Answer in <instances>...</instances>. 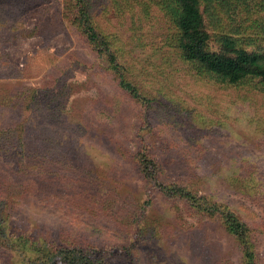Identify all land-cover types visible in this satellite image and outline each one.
<instances>
[{"label":"rangeland","instance_id":"obj_1","mask_svg":"<svg viewBox=\"0 0 264 264\" xmlns=\"http://www.w3.org/2000/svg\"><path fill=\"white\" fill-rule=\"evenodd\" d=\"M243 1L201 7L212 37L255 18L245 10L255 0ZM91 4L137 97L117 87L104 54L71 28L65 0H0L8 35L0 34V99L30 89L25 104L8 99V108L22 109L25 137L44 162L42 176L16 175L21 187L0 169V264H62L52 244L90 246L105 264H239L216 216L195 212L171 188L185 186L248 225L264 222V89L220 83L183 61L154 0ZM1 123V134L13 127ZM143 148L156 162L149 182L138 164ZM254 241L264 264V233Z\"/></svg>","mask_w":264,"mask_h":264},{"label":"trees","instance_id":"obj_2","mask_svg":"<svg viewBox=\"0 0 264 264\" xmlns=\"http://www.w3.org/2000/svg\"><path fill=\"white\" fill-rule=\"evenodd\" d=\"M65 1L71 28L85 44L100 54H104L117 87L131 98L137 97L138 89L129 79L122 51L112 42L115 36L107 33L104 27L97 22L92 11L91 0ZM214 1L218 0H154L167 21L171 23L174 30L173 47L183 61L193 66L198 73L213 77L220 83L239 86L255 82V85H261L264 89V44L247 49L249 43H264V0H255L252 6H245V10L252 8L249 11H255V13H249L256 16L254 18L252 15H246L240 31L228 29L213 34L212 37L206 29L205 16L201 7ZM21 13H24V10ZM13 15L16 16V13ZM1 33L8 36L6 31ZM211 38L215 43L213 47L210 44ZM25 90L30 89L20 87L15 92L4 94L6 96L0 99V104H5L0 105V126L3 119H8L13 125L8 128L5 126L4 132L0 133V169L6 170L11 178H15L10 179L9 183L17 187H21V182H23L16 177L17 174L25 176L26 182L28 176H32L31 170H35L41 176L44 174V162L41 160V151L35 145L36 141L33 144L34 140L30 141L28 136L25 137L24 122L20 120L22 109L10 113L11 109L8 108L10 101L25 104L23 99ZM35 106L34 103L32 107ZM51 118L55 119L56 116L53 114ZM32 127L35 128L34 123ZM80 130H82L81 127ZM77 133L82 134L81 131ZM122 153L126 155L128 152L122 151ZM138 164L146 181L157 179L156 162L149 157L145 148L138 156ZM233 183L234 185L239 184L242 189H247L249 185L247 182L241 184L234 180ZM171 189H174L173 193L176 198L183 200L195 212L205 214L208 211L209 216H216L223 232L238 247L239 264H261L258 260L254 232L257 230L258 233H264V222H254L252 226L248 225L227 207L211 203L205 196H198L185 186L174 185ZM176 208L177 206L174 212L180 215V209L176 210ZM0 229H2L1 224ZM51 246L53 249L52 252L50 251L52 256L50 257L55 262L105 264L104 256L96 253L90 246L83 244L69 246L52 244Z\"/></svg>","mask_w":264,"mask_h":264}]
</instances>
